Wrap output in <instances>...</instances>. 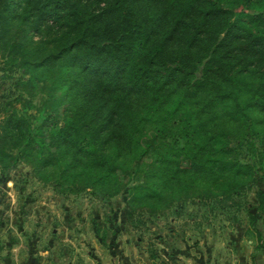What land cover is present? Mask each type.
<instances>
[{"label": "trees", "instance_id": "1", "mask_svg": "<svg viewBox=\"0 0 264 264\" xmlns=\"http://www.w3.org/2000/svg\"><path fill=\"white\" fill-rule=\"evenodd\" d=\"M245 1L0 0V58L50 72L54 100L39 121L0 116V166L150 212L244 186L234 149L264 159V0Z\"/></svg>", "mask_w": 264, "mask_h": 264}, {"label": "rangeland", "instance_id": "2", "mask_svg": "<svg viewBox=\"0 0 264 264\" xmlns=\"http://www.w3.org/2000/svg\"><path fill=\"white\" fill-rule=\"evenodd\" d=\"M217 1L234 11L247 6L245 0ZM39 37L33 35L32 40ZM51 80L48 71L22 73L0 58V116L14 110L32 122L41 120L54 104ZM48 122L55 129L62 120L53 115ZM233 143L229 139L223 144ZM234 156L250 166L252 178L244 186L223 189L209 181L200 186L198 197L154 212L136 202L129 205L125 192L102 197L59 191L11 158L0 166V259L23 256L28 249L12 248L21 243L31 244L32 252L42 258L60 255L64 246L68 264H195L208 259L207 263L221 264L226 262L222 250L228 231L229 239H244L242 248L252 247L243 253L245 262L237 264L250 259L264 264V201L260 204L258 199L264 197V159L244 147L234 149ZM46 244L52 251H43Z\"/></svg>", "mask_w": 264, "mask_h": 264}, {"label": "crops", "instance_id": "3", "mask_svg": "<svg viewBox=\"0 0 264 264\" xmlns=\"http://www.w3.org/2000/svg\"><path fill=\"white\" fill-rule=\"evenodd\" d=\"M226 233H227V235H226L227 237H226V239H224V241L226 243L223 246L224 249L222 250L224 252V256H225L223 261H226V262H223L221 264H237V263H239L238 261H241V259H242V261L245 262V260L247 259V256L243 255V253L245 252V250H246V252L250 253L252 251V247H247L245 249L242 248V243H244L243 242L244 239L241 238L240 235H237V236H239V238L237 236H235V237L231 238L232 239L231 240L228 237V231ZM230 237H232V235H230ZM248 242H250V240H248ZM228 243H230L231 245ZM30 245L31 244H21V243L13 244L12 248L18 247V251L22 247H24L25 250L28 249L29 251L26 252L23 256H21V254H19L18 258L15 256L12 258H9V260L2 258V259H0V264H68V262H69L68 255L66 254L67 248H65L64 246H61L59 249L60 255H55V256L50 255V256H45L44 258H42L41 257L42 254L37 256L32 252L34 250V248L32 249V245L31 246ZM44 247H45V249L43 251L45 253H47L48 251H50L52 249V245L46 244ZM208 248H210V245ZM206 250L208 252H210V249H206ZM253 250H254V248H253ZM241 253H242V255H240ZM199 254H201V253H199ZM251 255H253V254H250V258H251ZM259 255H260V253L256 250V257L259 258ZM228 260H230V261H228ZM207 261H209V259L204 260V263H200L199 261H195V264H212V263H207ZM95 264H97L96 261H95ZM248 264H254L253 260L250 259V262Z\"/></svg>", "mask_w": 264, "mask_h": 264}, {"label": "clouds", "instance_id": "4", "mask_svg": "<svg viewBox=\"0 0 264 264\" xmlns=\"http://www.w3.org/2000/svg\"><path fill=\"white\" fill-rule=\"evenodd\" d=\"M14 251H15V249H14Z\"/></svg>", "mask_w": 264, "mask_h": 264}]
</instances>
